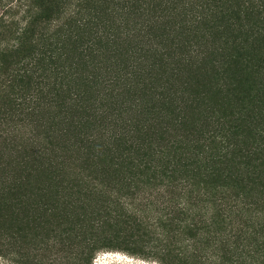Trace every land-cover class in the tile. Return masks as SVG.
<instances>
[{"label":"trees","instance_id":"obj_1","mask_svg":"<svg viewBox=\"0 0 264 264\" xmlns=\"http://www.w3.org/2000/svg\"><path fill=\"white\" fill-rule=\"evenodd\" d=\"M30 180L76 218L42 264H264V0H0V255L41 263Z\"/></svg>","mask_w":264,"mask_h":264},{"label":"rangeland","instance_id":"obj_2","mask_svg":"<svg viewBox=\"0 0 264 264\" xmlns=\"http://www.w3.org/2000/svg\"><path fill=\"white\" fill-rule=\"evenodd\" d=\"M27 185L29 186L23 192L17 193L16 200L19 207L14 206V208L19 212L18 209L21 207L20 209H23L25 213L26 222L24 224L23 238L25 248L30 253V257L36 255L38 258H41L40 261L44 260L47 263L51 259L68 255L73 250L71 240L67 241L62 236H53L52 229L59 231L64 226H73L76 219L73 213L74 209L68 207L61 210L63 205L61 204L57 210L55 209V217H46L45 222V216H43L45 207L43 203H48L47 200L50 199L51 203H53V200L59 199L60 194L51 188L39 189L41 186L40 181L30 180ZM49 192H51L53 197H50L51 194ZM106 217L111 219L108 221L109 223L112 222V224L116 219V217ZM48 218H50L49 221H47ZM35 222L39 226L36 229L34 227ZM108 237L109 239L112 238L113 234H108ZM117 241L111 239L107 242L108 248L97 250L92 259V264H158L153 258H144L141 254H132L128 250H125L126 247H133L132 244H128L126 241ZM134 249L139 251L140 248L135 245ZM13 259L11 260L0 255V264H42V261L40 263L38 261H31L30 259L22 261Z\"/></svg>","mask_w":264,"mask_h":264}]
</instances>
